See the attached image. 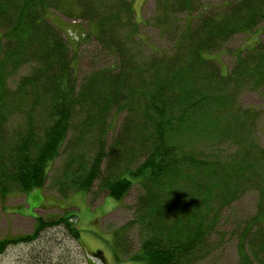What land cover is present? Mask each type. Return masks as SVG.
<instances>
[{
  "label": "trees",
  "instance_id": "trees-1",
  "mask_svg": "<svg viewBox=\"0 0 264 264\" xmlns=\"http://www.w3.org/2000/svg\"><path fill=\"white\" fill-rule=\"evenodd\" d=\"M115 2L118 8L107 10L105 4ZM66 7L94 19L97 40L123 51L115 31L125 27L121 13L130 15L131 0H0V199L43 186L63 149L61 195L70 189L90 195L98 182L92 200L101 192L122 199L136 183L142 187L135 215L141 243L134 259L198 264L211 252L213 235L220 234L224 208L247 185L244 173L251 165L210 159V153L185 146L181 137L202 131L192 115L217 99L206 93L213 83L226 89L233 78L236 90L251 73L261 82L264 44L256 40L261 48L256 59L255 54L238 55L233 77L219 72L202 52L218 49L235 32L250 33L264 19V0H237L227 12L200 17L182 35L181 45L190 37L191 47L186 41L178 59L143 63L153 70L149 79L140 71L147 69L119 55L117 69L98 70L81 83L70 39L48 15L50 10L66 14ZM177 60L181 66L171 72ZM24 67L28 71L17 78ZM230 97L220 98L227 103ZM113 112L124 117L110 138ZM251 182L261 185L257 179ZM73 218L40 216L34 233L8 241H29L45 227L59 225L77 238ZM241 228L240 264H264V211L244 219Z\"/></svg>",
  "mask_w": 264,
  "mask_h": 264
},
{
  "label": "rangeland",
  "instance_id": "rangeland-1",
  "mask_svg": "<svg viewBox=\"0 0 264 264\" xmlns=\"http://www.w3.org/2000/svg\"><path fill=\"white\" fill-rule=\"evenodd\" d=\"M186 1L131 0L130 15L121 13L125 27L115 31L121 44L124 43L120 53H116L114 46L97 40L95 34L99 32L94 19L85 18L77 11L70 12V7L64 8L68 16L54 10H50L48 15L70 39L79 83L98 70L117 69L119 55H126L135 64L147 69L140 71L142 76L149 79L153 70L143 63L154 58L162 61L175 55L178 59L179 53L185 50L186 41L187 46L191 47L190 37H186L184 45H181L185 31L193 29L192 26L203 15L227 12L237 0ZM105 5L107 10H115L119 2ZM258 24L250 33L235 32L227 39L219 40V48L202 52L203 57L213 59L212 63L219 72L233 77L232 70L239 67V54H255V59L261 55V48L256 44H264V19ZM256 40L258 42L255 44ZM262 58L261 55L259 64L264 61ZM180 66L177 60L169 69L175 72ZM28 69L22 68L17 78ZM251 70L248 69V72L251 73ZM234 88L236 84L233 78L226 89L213 83L211 90L206 93L217 94V99H210L202 110L192 115V119L201 122L202 131L200 134L189 132L181 137L185 146H198L195 150L204 149L210 153V159L225 164L241 160L251 165L244 173L247 185L238 191V198L224 208L222 224L218 227L220 234L213 235L211 252L198 264H240L243 220L264 211V78L259 83L258 77L251 73L244 83L236 90ZM231 92L234 93V103ZM222 96L230 97L227 103L221 101ZM123 117L124 113L113 112L111 115L112 128L115 129L111 131L110 138L115 134L114 130L119 128ZM91 153L89 151L88 156ZM66 156L62 149L59 157L50 164L49 175L43 186L27 193L15 191L7 198L0 199V240L34 233L40 216L50 219L74 215L72 222L77 225L79 236H72L64 225L45 227L32 240L2 245L0 264H142L133 258L141 243V228L135 215L138 196L144 193L142 187L136 183L122 199L101 192L98 199L92 200L98 182H95L90 195L84 190L75 189L61 195L58 178ZM248 179L261 181V187L257 183H247ZM89 256L94 262L88 263L87 259H91Z\"/></svg>",
  "mask_w": 264,
  "mask_h": 264
}]
</instances>
